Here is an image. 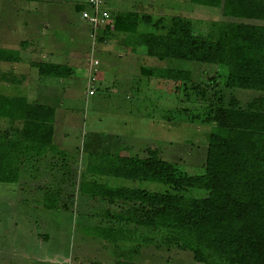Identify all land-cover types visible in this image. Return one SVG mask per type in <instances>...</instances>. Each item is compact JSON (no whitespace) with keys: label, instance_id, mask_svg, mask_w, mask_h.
<instances>
[{"label":"trees","instance_id":"trees-1","mask_svg":"<svg viewBox=\"0 0 264 264\" xmlns=\"http://www.w3.org/2000/svg\"><path fill=\"white\" fill-rule=\"evenodd\" d=\"M188 3L217 9L224 20L210 21L201 30L179 15L153 19L126 12L111 17L113 23L108 21L97 42L107 43L110 34L115 38L118 33L123 36L120 50L143 48L146 57L158 61L208 64L221 71L200 83L188 70L140 68L146 77L162 73L166 85L172 84L174 97L191 90L202 102L191 118L210 126L203 172L190 175L161 159L157 149L147 148L143 157L119 152L97 155L95 164L88 165V176L79 173L77 184L67 180L68 172L56 184L62 195L76 192L103 206L89 215L97 223L89 225L88 231L118 251L113 264H145L133 256L153 245L166 252H186L193 264H264V26L226 20L264 21V0ZM141 24L145 27L139 31ZM0 61L11 62V55L0 52ZM31 66L41 77L73 75L69 66ZM236 89L257 94L242 103L234 96ZM182 112L188 110L177 109ZM53 117L49 106L0 96V120L6 123L0 129L1 184H17L25 175L35 179L34 174L41 172L37 167L52 147ZM52 167L44 174L52 175ZM96 177L162 185L165 190L111 187L98 183ZM194 191L206 195L198 198ZM53 193L46 190L45 196ZM165 260L170 264L168 257ZM89 264L103 263L92 260Z\"/></svg>","mask_w":264,"mask_h":264},{"label":"rangeland","instance_id":"rangeland-1","mask_svg":"<svg viewBox=\"0 0 264 264\" xmlns=\"http://www.w3.org/2000/svg\"><path fill=\"white\" fill-rule=\"evenodd\" d=\"M105 9L111 24V17L126 12L153 19L179 15L201 30L210 21L224 20L217 9L190 5L188 0H105ZM81 12L75 4L56 0H0V52L11 55V62L0 61V96L22 97L54 110L52 147L37 167L41 172L35 167V179L25 175L17 184L0 183V264H89L92 260L113 264L118 251L88 231L89 225L97 223L89 215L103 206L76 192L62 195L56 184L65 172L67 180L77 184L79 173L88 176L87 168L95 164L97 155L119 152L143 157L147 148L157 149L161 159L181 171L203 172L210 126L191 118L202 102L191 90L174 97L172 84L166 85L162 73L146 77L140 68L188 70L200 83L221 71L208 64L158 61L146 57L143 48L120 50L123 36L118 33L99 44L103 27L92 28ZM226 20L264 26L261 20ZM144 27L141 24L138 30ZM91 58L98 62L92 97L87 94ZM32 63L69 66L73 75L41 77ZM233 92L242 103L257 94ZM177 109L188 112L177 113ZM4 121L0 120V129L6 126ZM50 165H54L52 175ZM97 180L111 187L165 190L162 185L117 178ZM46 190L54 193L47 197ZM192 194L202 198L206 192ZM133 257L145 264H166L167 257L170 264H193L186 252H166L154 245Z\"/></svg>","mask_w":264,"mask_h":264},{"label":"built area","instance_id":"built-area-1","mask_svg":"<svg viewBox=\"0 0 264 264\" xmlns=\"http://www.w3.org/2000/svg\"><path fill=\"white\" fill-rule=\"evenodd\" d=\"M65 3H72L77 6H82L84 10L81 12V17L88 22V24L97 29L99 27H105L110 19L109 12L105 9V0H56ZM93 40L96 41L95 36ZM98 62L94 59H90L88 62L89 76L87 80V94L93 96L95 90L93 89V83L95 82V76L97 73Z\"/></svg>","mask_w":264,"mask_h":264},{"label":"crops","instance_id":"crops-1","mask_svg":"<svg viewBox=\"0 0 264 264\" xmlns=\"http://www.w3.org/2000/svg\"><path fill=\"white\" fill-rule=\"evenodd\" d=\"M92 97V96H91Z\"/></svg>","mask_w":264,"mask_h":264}]
</instances>
